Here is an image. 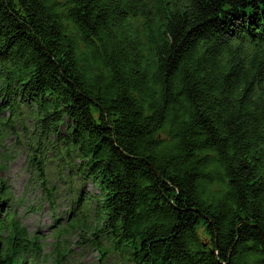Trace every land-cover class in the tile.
I'll return each mask as SVG.
<instances>
[{
  "label": "trees",
  "instance_id": "trees-1",
  "mask_svg": "<svg viewBox=\"0 0 264 264\" xmlns=\"http://www.w3.org/2000/svg\"><path fill=\"white\" fill-rule=\"evenodd\" d=\"M24 107L31 164L97 186L102 255L264 264V0H0V115ZM34 249L0 218V264Z\"/></svg>",
  "mask_w": 264,
  "mask_h": 264
},
{
  "label": "rangeland",
  "instance_id": "rangeland-1",
  "mask_svg": "<svg viewBox=\"0 0 264 264\" xmlns=\"http://www.w3.org/2000/svg\"><path fill=\"white\" fill-rule=\"evenodd\" d=\"M24 107L16 118L11 113L0 115L8 126L0 123V179L9 186V200L4 201L0 218L11 213L24 228L30 240L36 239L40 250L23 255L25 264H131L116 254H101L109 247L92 235L95 223L90 213L83 217L77 201L94 197L97 186L91 180L80 179L78 167L54 158L57 150H46L47 162L43 174L38 164H31L33 150V116ZM78 174V175H77Z\"/></svg>",
  "mask_w": 264,
  "mask_h": 264
}]
</instances>
